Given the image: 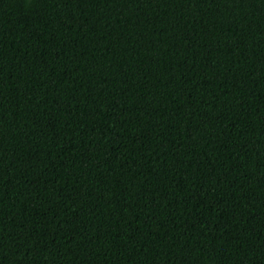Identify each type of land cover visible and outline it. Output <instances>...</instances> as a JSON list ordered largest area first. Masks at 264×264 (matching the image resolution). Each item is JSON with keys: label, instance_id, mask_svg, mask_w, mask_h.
<instances>
[{"label": "trees", "instance_id": "obj_1", "mask_svg": "<svg viewBox=\"0 0 264 264\" xmlns=\"http://www.w3.org/2000/svg\"><path fill=\"white\" fill-rule=\"evenodd\" d=\"M0 264H264V0H0Z\"/></svg>", "mask_w": 264, "mask_h": 264}]
</instances>
